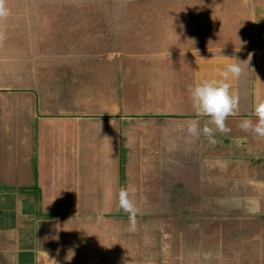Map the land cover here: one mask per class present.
Masks as SVG:
<instances>
[{
	"label": "crops",
	"instance_id": "0c3cea01",
	"mask_svg": "<svg viewBox=\"0 0 264 264\" xmlns=\"http://www.w3.org/2000/svg\"><path fill=\"white\" fill-rule=\"evenodd\" d=\"M101 1L88 41L77 24V41L51 45L0 20V264H64L67 222L113 219L129 185L138 210L160 209L162 178H217L219 201L264 209V139L239 126L264 99V0ZM235 59L231 131L191 137L186 122L208 117L189 86Z\"/></svg>",
	"mask_w": 264,
	"mask_h": 264
},
{
	"label": "rangeland",
	"instance_id": "374dc122",
	"mask_svg": "<svg viewBox=\"0 0 264 264\" xmlns=\"http://www.w3.org/2000/svg\"><path fill=\"white\" fill-rule=\"evenodd\" d=\"M104 5L101 0H6V7H17L20 17L10 19L9 14L1 24L19 19L18 25L44 27L51 45L77 41V24L82 32L76 36L88 41L90 23L96 20L90 11ZM163 127L169 134L172 126ZM160 188L162 208L138 210L135 231L129 230L124 211L113 219L67 222L60 252L71 255L63 258L64 264H264V209H238L245 201H219L229 191L223 188L218 194L217 178H162ZM261 188L252 186L242 195L259 197Z\"/></svg>",
	"mask_w": 264,
	"mask_h": 264
},
{
	"label": "clouds",
	"instance_id": "9594fccd",
	"mask_svg": "<svg viewBox=\"0 0 264 264\" xmlns=\"http://www.w3.org/2000/svg\"><path fill=\"white\" fill-rule=\"evenodd\" d=\"M8 15L9 9L6 7V0H0V20ZM2 38L3 35L0 34V39ZM250 60L251 54H249ZM243 63L235 59L228 63L224 69L217 70L220 79L204 80L189 86L188 91L193 110L198 116L208 117L203 127L197 119L186 122V131L191 137L198 138L202 134L210 143L214 144L216 143V133L227 134L231 131L226 125V120L230 115L237 114L239 95L231 90L230 81L238 79L242 75L241 64ZM254 114L257 117L255 123L251 119H245L239 126L241 130L252 132L257 137L264 139V99H258L254 103ZM135 194L136 188L131 185L121 187L118 192V210H123L128 214L130 231L136 230L138 209L134 201ZM50 261L52 264H56L55 259Z\"/></svg>",
	"mask_w": 264,
	"mask_h": 264
}]
</instances>
